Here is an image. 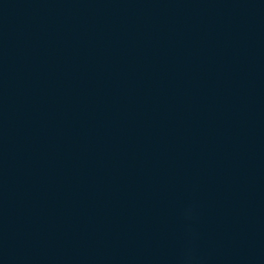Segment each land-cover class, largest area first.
<instances>
[{
  "label": "water",
  "instance_id": "water-1",
  "mask_svg": "<svg viewBox=\"0 0 264 264\" xmlns=\"http://www.w3.org/2000/svg\"><path fill=\"white\" fill-rule=\"evenodd\" d=\"M0 264H264V0H0Z\"/></svg>",
  "mask_w": 264,
  "mask_h": 264
}]
</instances>
